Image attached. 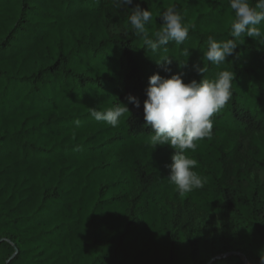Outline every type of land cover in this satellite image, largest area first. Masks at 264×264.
<instances>
[{"label": "trees", "instance_id": "obj_1", "mask_svg": "<svg viewBox=\"0 0 264 264\" xmlns=\"http://www.w3.org/2000/svg\"><path fill=\"white\" fill-rule=\"evenodd\" d=\"M137 3L155 13L150 33L170 5L196 30L183 45L151 52L128 23ZM128 7L0 0V264H261L264 44L242 37L220 69L209 66L208 78L233 72V96L213 117L212 138L187 153L204 187L180 196L168 178L175 150L149 144V78L179 73L199 82L194 65L203 66L205 42L232 38L234 12L228 0ZM163 57L172 64H158ZM120 102L130 112L118 127L90 115ZM186 204L223 216L241 249L228 250L220 232L183 211Z\"/></svg>", "mask_w": 264, "mask_h": 264}, {"label": "clouds", "instance_id": "obj_2", "mask_svg": "<svg viewBox=\"0 0 264 264\" xmlns=\"http://www.w3.org/2000/svg\"><path fill=\"white\" fill-rule=\"evenodd\" d=\"M134 0H118L120 6H131ZM234 19L230 25L227 40L217 41L209 36L206 40L207 50L203 51V66L200 62L194 65L195 71L203 78L198 82L193 79L186 83L181 74L165 78L159 73L149 78L144 101V120L146 126L154 133L149 141L152 149L169 145L175 151L168 178L178 194L184 196L193 190L204 187V180L195 170L198 161L187 155L188 151L196 152L200 142L211 139L213 135V117L232 99L234 74L228 70H218L212 78L207 77L209 66L217 69L229 60L238 47L242 37L255 38L264 44V0H228ZM129 8V7H128ZM128 23L132 34L140 38L145 48L151 52L166 50L169 42L183 45L190 31L196 30L195 24L185 21L183 14L175 5L168 6L159 14L162 24L159 29L149 32L155 13L144 9L140 4L131 7ZM183 55L189 58L192 52L183 49ZM188 59L182 66L187 65ZM170 57H163L158 64L171 65ZM171 72V68H165ZM128 103L140 107L135 96L128 97ZM125 103L115 104L105 110L92 108L90 115L97 121H103L111 127H118L122 118L129 113ZM79 125V121H75ZM264 264V257H261Z\"/></svg>", "mask_w": 264, "mask_h": 264}, {"label": "rangeland", "instance_id": "obj_3", "mask_svg": "<svg viewBox=\"0 0 264 264\" xmlns=\"http://www.w3.org/2000/svg\"><path fill=\"white\" fill-rule=\"evenodd\" d=\"M183 211L188 215L196 216L200 227L216 229L224 238V244L228 250L236 251L241 249L236 235L229 229V222L221 215H214L201 212L193 205H183Z\"/></svg>", "mask_w": 264, "mask_h": 264}]
</instances>
